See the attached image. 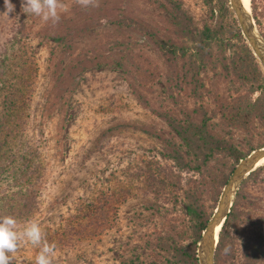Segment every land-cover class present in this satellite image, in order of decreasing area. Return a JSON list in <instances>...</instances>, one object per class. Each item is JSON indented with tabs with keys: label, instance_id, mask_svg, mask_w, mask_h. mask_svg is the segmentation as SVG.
Instances as JSON below:
<instances>
[{
	"label": "rangeland",
	"instance_id": "374dc122",
	"mask_svg": "<svg viewBox=\"0 0 264 264\" xmlns=\"http://www.w3.org/2000/svg\"><path fill=\"white\" fill-rule=\"evenodd\" d=\"M171 1L180 2L196 28L201 29L206 23L215 24L217 11L210 12L201 0ZM11 3L15 5V10L7 16L3 14L6 11L4 0H0V56L10 31H14V24L24 13L22 0H11ZM64 3L68 11L62 15L67 19H75L79 10L88 12L109 5L120 8L137 23L159 32L165 29L169 20L168 14L161 8L165 0H99V7L95 8H83L76 0H64ZM254 4L255 19L250 8L249 11L264 39V0H254ZM231 18V12L225 16L226 21ZM100 20L87 32L68 40L71 51L63 54L60 46L53 48V42L43 36L47 22L34 14L28 16L24 18L26 36L14 61L18 68L25 62L27 71L24 73L33 78L34 84L27 94L25 112L19 121L23 131L22 144L39 148L38 162L43 173L41 184L35 188L37 209L30 219L38 222L41 228L54 231L65 221L78 219L80 215L77 214L88 203L104 204V199L111 205L113 214L109 229L101 231L97 238L82 242L77 248L57 250L54 264L147 263L154 258L155 251L147 248L146 244L150 245L158 235L176 245L190 243L181 192L172 191L166 179L170 170L166 168H171V171L174 168L171 161L165 158V148L158 141L162 138L181 145L166 118L174 115L182 119L180 111H191L197 108V104L191 97H181V94L175 96L177 105L172 104L165 90L170 73L149 42L136 33L119 36L112 24H101ZM76 24L80 25V29L85 25L82 20L76 21ZM115 39L127 46L125 58L120 60L123 68L115 65L116 59L121 56L111 45ZM221 39V49L227 57L231 50L226 46L223 34ZM212 47L219 58L218 50L214 45ZM84 57L91 58L94 63L78 72L76 63ZM219 69L216 64L213 71H210V67L199 70L203 85L198 104L205 110L209 122L215 124L220 122L216 114L218 102L228 104L230 98L236 96L229 97L232 91H227L226 81L217 76ZM62 76L66 77L67 84L55 96L59 89L55 82ZM132 90L140 94V100L131 93ZM238 90L245 92L242 87H238ZM257 95L258 92L248 95L247 102L251 103ZM46 96L49 98V111L44 110L42 97ZM1 99L0 94V109ZM252 126L251 137L233 130L219 131V134L229 136L231 142L242 151L248 147L246 141L254 148L259 144L264 147V131L259 120L252 119ZM108 128L111 131L98 143L102 145V150L98 151L94 139ZM256 132L261 135L258 136ZM89 150L94 151L88 153ZM185 150L183 146L180 147V151ZM153 167L155 178L149 185L150 181L145 178L146 170ZM188 178L209 181L206 172L203 175L189 172L180 174V183H186ZM6 186L7 183L3 182L0 192ZM242 192L246 202L250 201L262 213L264 181L247 183L242 187ZM172 195L177 197L175 205L172 204ZM246 202L239 209L247 216L254 214L255 210ZM239 229L238 234L231 235L236 249L251 233L246 221ZM254 232L263 237L264 225L257 224ZM36 254V247L22 245L14 254V264H35ZM235 264H243L239 255ZM258 264H264V258Z\"/></svg>",
	"mask_w": 264,
	"mask_h": 264
},
{
	"label": "trees",
	"instance_id": "16d2710c",
	"mask_svg": "<svg viewBox=\"0 0 264 264\" xmlns=\"http://www.w3.org/2000/svg\"><path fill=\"white\" fill-rule=\"evenodd\" d=\"M210 12L217 11L215 24H204L201 29L196 28L191 18L181 8L180 2L165 0L161 7L169 20L165 29L159 32L145 24L137 23L135 19L127 16L120 8L104 5L96 10H85L78 12L76 18H64L58 23L47 22V27L42 31L43 36L52 41L53 48L60 46V51L68 53L71 51L68 40H72L87 32L92 25L101 18H106L109 24L115 27L117 35L124 33H136L144 37L157 56L161 59L170 77L165 83V90L169 100L174 104L175 96L191 97L197 108L191 111H180L183 118L177 119L174 115L166 118L167 124L176 133L180 144L172 140L159 139V143L165 148V158L171 161L174 171L171 168L167 171V183L172 191L181 192V199L184 201V210L188 222V238L190 243L176 245L169 239L157 236L154 242L146 247L155 251L153 259L147 263L137 264H198L195 257L196 242L203 231L206 222L210 218L221 188L226 182L235 164L252 150L262 147L250 146L247 142V149L242 151L236 147L229 136L220 135L219 131H241L245 136H253L252 119L259 120L264 131V76L259 70L257 63L244 43L233 18L226 21L225 16L230 13L227 0H201ZM250 11L255 19L256 5L254 0H249ZM33 14L22 13L18 19L14 31H10L5 46L0 56V185L7 183L5 190L0 192V217L13 216L20 225L31 220L37 209V196L35 188L41 184L43 173L42 166L38 162V147L22 144V127L19 121L25 112V101L30 93L33 83L31 77L27 76L25 62L19 68L15 67L14 61L21 51V44L24 33V18L32 17ZM82 20L85 25L80 29L76 21ZM48 32V34H47ZM225 36L226 46L230 55L225 57L222 51L221 35ZM233 41V43H232ZM111 45L116 48L115 52L121 54L115 61V65L123 68L120 60L125 58L127 46L122 41L114 40ZM212 45L218 50V57L213 53ZM9 50V53L7 52ZM114 50V48H110ZM50 53L53 51L50 50ZM91 58H80L76 65L78 72L93 65ZM99 65V62L97 63ZM216 64L220 69L217 76L226 81L227 91H232L228 104L224 101L218 102L216 114L220 122L210 123L206 118L205 110L198 104L201 99L200 88L202 83L199 79V70L202 67L215 69ZM136 69L138 66L135 67ZM80 69V70H79ZM69 72H67L68 74ZM59 86L55 96L61 93V87L67 84L66 77H60L55 82ZM238 87L244 88L241 93ZM134 89V88H133ZM231 89V90H230ZM258 92L257 97L247 102L250 94ZM131 93L140 100L136 90ZM141 99L143 97L141 96ZM44 110L49 111L47 106L48 96L42 97ZM51 104V103H50ZM53 104V101H52ZM51 104V105H52ZM43 111V109H42ZM197 119V120H195ZM195 120V121H194ZM111 131H101L94 139L96 150H102L103 137ZM217 131V132H216ZM259 136L261 133L256 132ZM23 145V147H22ZM183 146L186 150L180 151ZM94 150H89L91 153ZM213 162L212 165H209ZM165 169V170H166ZM146 180L153 183L155 178V167L147 169ZM195 173L203 175L207 173L208 182L202 179L190 180L180 183L181 173ZM264 165L257 167L242 181L229 213L225 217L217 234V242L213 254L214 264H235L239 255L243 264H258L264 258V236L260 237L254 232L257 224L264 225V206L262 213L256 210L250 201L243 195L242 187L248 184H255L264 181ZM186 186V187H185ZM150 186H148L149 188ZM172 204L175 205L177 197L173 195ZM104 199V198H103ZM104 204L88 203L84 209L77 214L78 219L71 218L57 230L48 231L43 229L46 239L55 243L57 250L77 248L82 242L98 237L105 229H109L112 223L111 205L105 200ZM246 202L255 210V213L248 215L239 209ZM111 215V216H110ZM245 216L246 219H245ZM111 217V218H110ZM246 221L250 232L245 236L239 249L235 248L231 235H236L241 230L240 225ZM227 249V251H226ZM37 248V252H38ZM122 264H133V261Z\"/></svg>",
	"mask_w": 264,
	"mask_h": 264
},
{
	"label": "water",
	"instance_id": "95a60500",
	"mask_svg": "<svg viewBox=\"0 0 264 264\" xmlns=\"http://www.w3.org/2000/svg\"><path fill=\"white\" fill-rule=\"evenodd\" d=\"M227 3L244 43L264 76V39L258 32L249 9L245 10L239 0H227ZM261 157H264V147L253 150L240 159L230 172L220 190L215 208L196 242L195 257L198 264H214L213 254L218 231L242 181L257 168L256 163Z\"/></svg>",
	"mask_w": 264,
	"mask_h": 264
},
{
	"label": "clouds",
	"instance_id": "9594fccd",
	"mask_svg": "<svg viewBox=\"0 0 264 264\" xmlns=\"http://www.w3.org/2000/svg\"><path fill=\"white\" fill-rule=\"evenodd\" d=\"M7 15L14 12L15 5L11 0H4ZM83 8L99 7V0H76ZM24 13L34 14L43 21L56 24L61 19V14L68 11L64 0H22ZM106 18H101V24H107ZM31 244L38 248L35 264H54L57 246L46 239L45 233L35 220H29L21 226L13 216L0 217V264H14V254L22 245ZM227 251V249H226Z\"/></svg>",
	"mask_w": 264,
	"mask_h": 264
},
{
	"label": "bare ground",
	"instance_id": "6f19581e",
	"mask_svg": "<svg viewBox=\"0 0 264 264\" xmlns=\"http://www.w3.org/2000/svg\"><path fill=\"white\" fill-rule=\"evenodd\" d=\"M242 7L245 9V10H248L250 8V5H249V0H239ZM261 165H264V157H261L259 158L258 162L256 163V166L255 167H258V166H261ZM217 230V229H216Z\"/></svg>",
	"mask_w": 264,
	"mask_h": 264
}]
</instances>
